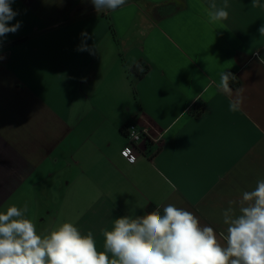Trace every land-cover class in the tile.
Instances as JSON below:
<instances>
[{
  "label": "crops",
  "instance_id": "1",
  "mask_svg": "<svg viewBox=\"0 0 264 264\" xmlns=\"http://www.w3.org/2000/svg\"><path fill=\"white\" fill-rule=\"evenodd\" d=\"M212 2L97 13L90 0H14L21 26L0 44V212L27 205L41 235L72 222L99 251L114 219L168 204L226 232L223 210L239 214L264 179V0H227L216 23ZM223 72L240 83L231 94L217 88ZM139 117L162 143L131 163L122 129Z\"/></svg>",
  "mask_w": 264,
  "mask_h": 264
},
{
  "label": "clouds",
  "instance_id": "2",
  "mask_svg": "<svg viewBox=\"0 0 264 264\" xmlns=\"http://www.w3.org/2000/svg\"><path fill=\"white\" fill-rule=\"evenodd\" d=\"M13 2L0 0V44L21 26L19 21L10 24L18 14L11 7ZM90 2L99 13L115 11L126 0ZM252 6L262 5L252 0ZM227 7V0L219 8L213 0L209 22L227 20ZM258 31L264 36V25ZM78 50L89 49L84 44ZM138 70L142 72L143 66ZM220 75L217 88L231 94L230 81L236 76L231 72ZM240 103L239 98L231 100L229 110L239 111ZM28 212L27 205H12L0 212V264H264V179L253 190L243 192L239 214L231 206L223 210L226 232L217 234L212 227L202 226L192 212L168 204L162 213L156 209L142 216L114 219L111 230H102V251L91 231L82 234L72 222L62 223L46 235L38 234Z\"/></svg>",
  "mask_w": 264,
  "mask_h": 264
},
{
  "label": "built area",
  "instance_id": "3",
  "mask_svg": "<svg viewBox=\"0 0 264 264\" xmlns=\"http://www.w3.org/2000/svg\"><path fill=\"white\" fill-rule=\"evenodd\" d=\"M143 120L142 117L135 118L125 125L124 133L127 144L121 155L131 163L143 157L149 147L160 146L162 143L161 135L155 136L154 128L150 124L143 125Z\"/></svg>",
  "mask_w": 264,
  "mask_h": 264
},
{
  "label": "trees",
  "instance_id": "4",
  "mask_svg": "<svg viewBox=\"0 0 264 264\" xmlns=\"http://www.w3.org/2000/svg\"><path fill=\"white\" fill-rule=\"evenodd\" d=\"M139 66H143V65H138L135 69H134V71H135V73L137 74V76L138 77H142L145 73H146V71L148 70V67L147 66H143V71L141 72V71H139L138 70V67ZM132 72V71H131ZM230 85L233 87V88H237V87H239V85H240V83H239V81L236 79L235 81H230ZM203 105L202 106H194L193 108L194 109H197V111L195 112V114H194V116H196V117H199L201 114H202V111H203ZM123 130V132H124V130H125V126H124V128L122 129ZM125 134V133H124Z\"/></svg>",
  "mask_w": 264,
  "mask_h": 264
}]
</instances>
